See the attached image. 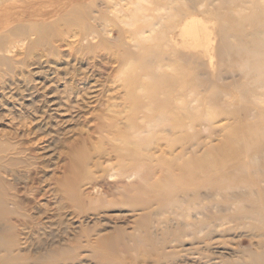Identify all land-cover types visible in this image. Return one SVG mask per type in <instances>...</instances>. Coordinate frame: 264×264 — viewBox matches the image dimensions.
Returning a JSON list of instances; mask_svg holds the SVG:
<instances>
[{"label":"rangeland","instance_id":"374dc122","mask_svg":"<svg viewBox=\"0 0 264 264\" xmlns=\"http://www.w3.org/2000/svg\"><path fill=\"white\" fill-rule=\"evenodd\" d=\"M51 1L24 13L15 8L20 13L11 24L23 25L1 32L6 37L0 40V56L6 58L0 57V205L7 215L2 221L0 211V231L9 225L21 251L19 259L9 264H249L251 255L264 253V225L250 211H263L262 204L249 209V199L242 198L241 204L220 213L213 208V199L206 198L214 191L198 180L200 173L190 174L193 180L197 177L191 187L176 184L174 198L185 207L177 215L163 207L167 196H155L159 184L171 183L164 179L166 171L157 159H170L194 143L199 144L198 151H207L205 165L213 167L211 174L231 172L235 158L221 155L230 127L237 120L247 125L240 127L244 130L257 124L264 117V103L243 107L237 99L214 100L218 116L213 121L185 130L188 133L171 145L162 137L145 155L143 185L138 182L139 172H119L134 156L130 145L116 139L119 132L126 133L129 123L140 124V109L148 100L141 86L152 84L150 55L157 41L133 40L141 24L126 27L116 17L88 21L96 31L87 34L79 16L61 14L90 0H68L56 9L59 13L45 9ZM239 1H234L235 6H240ZM96 6L102 5L98 1ZM45 19L53 20L46 29L38 30L31 23ZM141 26L145 28L144 23ZM36 33L40 38L27 47ZM168 36L178 74L183 66L190 67V60L178 61V28ZM237 70L227 69L222 79L214 81L217 87L244 82ZM187 73L180 72V77ZM191 77L177 88L186 103L197 80L201 89L212 81L206 73L197 74V69ZM202 93L208 96L205 90ZM136 98L143 103L138 111L132 106ZM200 103L201 108L207 104ZM247 143L252 151L264 148V143L254 140ZM246 167L247 173L254 171L253 166ZM260 181L254 189H264V180ZM222 215L225 221L202 228Z\"/></svg>","mask_w":264,"mask_h":264},{"label":"bare ground","instance_id":"6f19581e","mask_svg":"<svg viewBox=\"0 0 264 264\" xmlns=\"http://www.w3.org/2000/svg\"><path fill=\"white\" fill-rule=\"evenodd\" d=\"M60 1L46 2L48 6H45V9L59 13L56 9L68 4V0ZM98 1L102 5L101 9H94L97 8ZM234 1L90 0L79 5H71L65 13L61 14L62 17H67L69 14L79 16L78 23L84 31H89L87 34L96 31V27L88 22L90 20L101 22L116 17L126 27L144 23L145 28L143 29L139 25L137 37L135 36L133 40L157 41L154 53L150 55L154 70L150 79L152 84L148 82L141 86L148 100L140 109V124L129 123L125 130L126 133L119 132L117 134L116 141L130 145L134 156L128 159L127 166H121L119 172H131L132 174L139 172L141 176L138 182L146 185L147 173L144 170L146 163L143 162L145 155L162 137L167 138L168 144L171 145L178 137L185 135V130L194 131L200 122L213 121L218 116L214 100L228 103L230 100L237 99L241 104H245L243 107L251 103H264V0L252 8L249 5L254 0H240V6H235ZM40 2H45V0H0V25H2L0 40L6 37L1 35L2 31L12 32L23 25L20 23L11 24L20 11L27 12L37 5H41ZM55 3L58 4L54 5ZM15 8H20V11H14ZM94 10L95 15L93 14ZM196 13L209 17L198 18L195 16ZM50 22L45 19L35 20L31 23H36V29L40 30L39 28L46 29ZM172 28H178L181 38L178 61L190 60V67L183 66V70L178 74L175 72L177 70L175 62L170 58L171 44L168 32L170 35V31L174 30ZM34 35L36 38L29 39L27 47H30L41 36L37 33ZM159 47L164 50L161 51ZM185 50H191V52L186 53ZM0 57L6 58L5 56ZM196 69L197 74L206 73L212 81L206 83L205 89H201L200 87L203 85L199 83L200 80H197L189 88L192 90L191 98L186 103L180 97L183 94L177 88L186 84ZM227 69L233 71L238 69L239 73L242 72L241 78L244 82L241 81L231 88L223 86L224 90L218 88L214 81L222 79V74ZM185 71L188 73L180 77V72L182 74ZM203 90L207 92L208 96L202 93ZM234 90L238 93L237 96ZM247 94L253 100H247ZM201 100L207 102L204 108H201ZM141 103L139 98L135 99L132 104L134 111L139 110L143 104ZM230 113L235 115V111H230ZM242 123L237 120L235 126L230 127L223 145L225 149L221 150L223 151L222 157L228 155L230 159L235 158L236 160L233 167L230 168L232 171L225 175L211 174L213 167L205 165L207 160L205 152L207 151L204 149L198 151V143L191 144V147L186 151L181 149L177 155L170 159H157V163L166 171L164 179L171 181L169 186L159 184L157 189H160V192L155 195L156 197L167 196V198L164 197L165 202L162 204L166 210L169 208L176 213L178 209L185 208L182 201L174 198L176 187H178L176 184H180L182 187L193 186L197 182V177L193 180L190 174L193 177L194 173L201 174L198 180L209 183V190L214 191L215 194H207L206 198L213 199V208L220 213L231 208L232 204H241L242 198L249 199V206L245 204L249 209L252 204L256 203L262 204L264 207V189L253 188L256 183L262 182L260 180H264V164L261 162L264 158V148L252 151L250 150L252 146L247 143L249 140H254V143H264V117L263 115L259 117L257 124L254 122V125L248 127V130L240 128H247V125ZM227 127L229 125L225 126V128ZM241 133L244 135L239 137ZM234 141L241 143L233 147ZM247 165L253 166L254 171L247 173ZM215 196H220V198L217 199ZM186 208L189 209V207ZM197 208L195 210L202 213L199 210L202 207ZM0 211L4 218L7 215V210L3 204L0 205ZM250 211L255 215L253 218L264 225V210L259 212L250 209ZM224 217V215L218 216L212 222L204 224L202 228L210 229L217 221H225ZM5 220L4 218L2 221ZM202 228L197 232L203 231ZM209 232L210 230L207 233ZM20 252L14 235L10 233V226L5 225L4 229L0 231V263L9 264L18 260ZM248 262L249 264H264V253L251 255Z\"/></svg>","mask_w":264,"mask_h":264}]
</instances>
